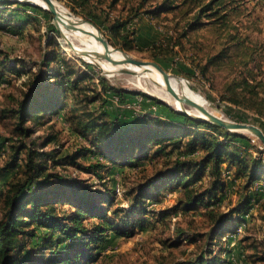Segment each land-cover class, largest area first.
Here are the masks:
<instances>
[{
    "label": "rangeland",
    "instance_id": "1",
    "mask_svg": "<svg viewBox=\"0 0 264 264\" xmlns=\"http://www.w3.org/2000/svg\"><path fill=\"white\" fill-rule=\"evenodd\" d=\"M58 1L74 17L101 24L92 22L112 46L123 47L134 58L155 61L165 71L185 77L215 112L230 120L253 123L264 132V0H223L228 13L223 28L219 22H211L213 16L201 18L200 24L190 26L195 22V4H178L180 0L172 1L169 4L173 7L165 8L162 6L164 0ZM5 2H0V169L12 159L11 145L21 141L29 145L36 140V146L43 150L57 149L54 155L40 160L47 171L61 173L70 180L76 177L95 188L111 191L113 208L124 210L116 214L111 210L109 214L117 220L131 217L133 222L127 227H132L134 232L128 236L110 237L90 264H178L193 261L200 255L211 259V264H264V180L253 182L245 190L239 179L232 178L234 169L224 168L227 188L219 210L232 208L249 192L252 196L251 219L244 216L245 229L242 224L236 233L228 230L220 234L218 226L212 224L206 214L204 202L189 211L175 206L183 196L181 188L175 184H162L159 190L152 191L145 198L144 210L142 206L135 211L128 210L137 184L163 163L161 154L146 158L139 167H111L109 171L100 172L101 178L83 168L85 163L99 158L93 153L82 154L85 147H91L95 137L90 124L97 128L108 115L125 123L147 116L187 126L184 118L172 113V109L177 111L174 104L134 83L132 73L115 71L109 74L97 62L84 58L91 61L87 62L83 57L69 53L72 46L68 47L55 28L49 10L33 3ZM26 14L25 32H17L13 27L4 28L6 25L19 26ZM117 20L125 21V25L115 37L106 25ZM124 41H127L126 46ZM57 48L70 59L65 67L74 71L70 78L77 88L73 92L69 88L65 90L68 102L65 115L45 114L41 118L43 124L38 125L28 121L27 125L34 128L30 136L23 137L15 131L16 118L11 110L28 89L31 74L23 71H34L35 63L41 62L44 51ZM9 62L17 63L16 67L22 72L10 70ZM142 79L143 83L149 79L145 83L148 87L157 85L152 77L143 76ZM103 85L112 86L116 91L104 93ZM118 92L124 93L125 100H120ZM234 132L238 135L234 141L242 151L264 156V145L255 134L244 130ZM49 136L53 139L47 140ZM79 148L78 156L70 158ZM24 156L25 149L18 163ZM99 159L109 165L106 160ZM13 172L6 171L0 183L11 179ZM23 173L20 175H25ZM77 197L78 200L83 198ZM83 204L87 206L86 201ZM57 207L60 213L76 210L67 200L59 202ZM1 216L0 204V219Z\"/></svg>",
    "mask_w": 264,
    "mask_h": 264
},
{
    "label": "trees",
    "instance_id": "2",
    "mask_svg": "<svg viewBox=\"0 0 264 264\" xmlns=\"http://www.w3.org/2000/svg\"><path fill=\"white\" fill-rule=\"evenodd\" d=\"M172 1L174 0H164L162 6L173 7L169 4ZM183 2L195 4V22L190 26L200 24L201 18L211 16L212 19H207L212 23L219 22L222 28L225 26L228 13L223 0H180L178 4ZM6 3L3 1L1 4ZM27 17L28 14L19 26L3 27H13L17 28V32H25L24 22ZM92 22L101 25L96 20ZM124 25L125 21L117 20L106 25V29L117 37ZM123 37L127 40L125 35ZM126 44L127 41H124L125 46ZM69 60L59 48L45 50L41 62L35 63L34 71H23L31 74L28 89L16 102L15 108L11 109L16 118L15 131L23 137L30 136L34 128L27 125L28 121L38 125L43 124L41 118L45 114L65 115L68 103L65 90L69 88L73 92L77 88V84L70 78L74 71L65 67ZM16 64L9 62L7 67L21 73L22 69L16 67ZM99 81L103 82L101 79ZM65 85L68 87H64ZM103 88L104 93L107 90L116 91L108 85H103ZM118 93L120 100H125L124 93ZM144 96L159 102L153 97ZM172 111L183 116L187 126L147 116L125 123L109 115L106 120L96 124L97 128L90 124L95 137L91 147H85L82 154L93 153L109 162V165L98 158L85 163L83 168L101 178L103 176L100 172L109 171L111 167H139L140 162L146 158L161 154L163 163L137 184L128 203V210H138L139 206L144 210L145 198L152 191L159 190L162 184H175L181 188L183 195L176 207L189 211L202 201L206 214L211 223L218 226L217 232L220 234L228 230L236 233L238 226L242 224L245 229L247 221L244 216L251 219L249 208L252 196L249 192L232 208L219 210L227 188L224 168L232 167V178L239 179L241 188L246 190L253 182L264 180V156H254L248 151H242L234 141L238 136L234 131L194 119L174 109ZM102 112L108 114L106 111ZM48 139L53 137L49 136ZM11 147L12 159L6 167L0 169V180L6 171H14L11 179L0 183V264H90L95 261V256L109 242L110 237L128 236L134 232L132 227H127L133 222L131 217L117 220L114 215L109 214L111 210L116 214L124 209L113 208L114 196L107 188H95L78 181L76 177H71L70 180L61 173L47 171L40 164L41 158L54 155L56 148L43 150L36 146V140H32L29 145L21 141ZM24 149L25 156L18 163ZM77 150L70 158L78 156L81 148ZM21 172L25 175H20ZM79 195L83 197L80 200L77 197ZM63 200L73 203L76 210L72 213H60L57 206ZM83 201H86L87 206H84ZM87 219L91 221L87 223ZM240 241L242 242L241 238ZM256 257L258 258L257 255ZM211 262V259L200 255L193 261L178 264Z\"/></svg>",
    "mask_w": 264,
    "mask_h": 264
},
{
    "label": "bare ground",
    "instance_id": "3",
    "mask_svg": "<svg viewBox=\"0 0 264 264\" xmlns=\"http://www.w3.org/2000/svg\"><path fill=\"white\" fill-rule=\"evenodd\" d=\"M31 1H34L44 7H49V5L45 0H31ZM54 2L58 9V15L60 16L62 21L68 18L75 22L74 29L68 28L65 26L63 22H60V26L67 34L66 37H63V39L67 43L72 42V44L76 48V50H74V47L68 49L69 53L78 55L79 52H82L86 54L79 56L97 62L102 67L101 69H103L106 72H109V74L114 73L116 69H118L119 67H124L129 69L135 77L134 83H136L137 85H141L144 88H148L151 93H154L162 97L163 99L174 104L178 108L181 107L180 102L173 96V94L170 91H168L167 87H171L173 91H175L180 96H186L193 99L194 101L201 104L204 108H206L209 112L225 118L223 115L212 110L208 105L207 99L201 93L195 91L191 87L188 80L181 75L170 73L166 78L165 76L162 75L160 71H158V69L155 68L154 65L151 64L137 65L125 61L124 52L119 49H114V51H111L114 57L112 60L96 58L98 57L97 56L98 54H102L108 51V46H106L98 38L100 36L103 37L102 33L97 29V27L94 24L90 23L89 21H85L83 20V18H78L71 15L68 8L58 0H54ZM68 47H70V45ZM127 54L130 55L129 53ZM141 76L152 77L156 81L157 85L152 84L151 87L146 86L145 85L146 80L148 82L149 79H145V83H143L144 79H142ZM180 85L182 89H180ZM185 108L191 114L195 112V109L193 107L187 109V105H186ZM244 131H248V130H244Z\"/></svg>",
    "mask_w": 264,
    "mask_h": 264
},
{
    "label": "water",
    "instance_id": "4",
    "mask_svg": "<svg viewBox=\"0 0 264 264\" xmlns=\"http://www.w3.org/2000/svg\"><path fill=\"white\" fill-rule=\"evenodd\" d=\"M3 1H18V2H29V3H33L35 5H38L46 10H49L50 12H52L53 17H52V21L53 24L55 26V28L59 31V33L61 34L62 37H66L67 34L66 32L62 29V27L60 26V22H63L65 24L66 27L74 29L75 28V22L71 19H65L62 21V19L60 18V16L58 15V9L57 6L55 5L54 0H45L47 2V4L49 5V7H44L34 1L31 0H0V2ZM85 21H88L87 19H83ZM90 22V21H89ZM92 23V22H90ZM93 24V23H92ZM103 34V33H102ZM106 46H108V51L102 54H98L96 58H103L106 60H112L114 57L112 55L111 51H114V49H119L122 50L124 52V60L137 64V65H154L156 69H158V71H160L162 73L163 76H165L166 78L168 77V75L170 74L169 72L165 71L157 62L155 61H151V60H143V59H137L134 58L130 55H128L125 50H123L122 48H117L112 46L109 43L108 38H106L104 35L103 37L100 36L98 37ZM68 44L72 47H74V50H76L75 46L72 44V42H68ZM84 53L79 52L78 55H83ZM86 55V54H84ZM71 56V55H70ZM83 60L87 61L86 59L82 58ZM87 62H91V61H87ZM103 70V69H102ZM104 71V70H103ZM116 71H125V72H129L132 73L129 69L124 68V67H119L118 69H116ZM105 72V71H104ZM168 91H170L173 96L180 102L181 107L178 108L176 107L177 111H180L184 114L189 115L190 117L194 118V119H199V120H204L207 121L211 124H214L216 126L222 127L225 130H229V131H241V130H248L251 133L255 134L263 143L264 145V132L262 131V129L260 127H258L257 125L253 124V123H248V122H240V121H234V120H230L227 118H223L220 116H217L211 112H209L206 108H204L201 104H199L198 102L194 101L193 99L186 97V96H180L178 95L175 91H173V89L171 87H167ZM184 104L190 107H193L195 109V112L193 114L189 113L186 108L184 107Z\"/></svg>",
    "mask_w": 264,
    "mask_h": 264
}]
</instances>
